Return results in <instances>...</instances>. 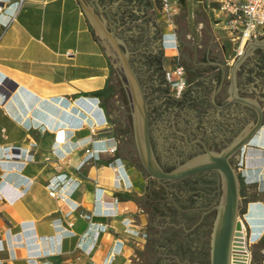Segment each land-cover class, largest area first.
<instances>
[{
	"label": "crops",
	"instance_id": "obj_1",
	"mask_svg": "<svg viewBox=\"0 0 264 264\" xmlns=\"http://www.w3.org/2000/svg\"><path fill=\"white\" fill-rule=\"evenodd\" d=\"M108 1L118 29L137 35L148 23L161 34L162 68L183 66L190 93L230 80L236 42L216 0H178L172 28L159 0ZM16 3L0 0V264H137L134 213L148 175L121 152L127 104L105 46L78 0ZM254 42L264 48V30ZM244 170L264 178V163ZM262 192L251 206L264 210ZM260 220L259 232L248 219L253 240Z\"/></svg>",
	"mask_w": 264,
	"mask_h": 264
},
{
	"label": "rangeland",
	"instance_id": "obj_2",
	"mask_svg": "<svg viewBox=\"0 0 264 264\" xmlns=\"http://www.w3.org/2000/svg\"><path fill=\"white\" fill-rule=\"evenodd\" d=\"M92 3V1H87ZM97 5L100 7L102 4L106 6L108 12L117 13L118 6L117 1H97ZM124 7V5H123ZM102 8V7H101ZM100 8V9H101ZM99 15L108 24V19L105 13L101 12ZM143 24V23H142ZM148 26L149 24H144ZM141 29V36L137 38L136 44L138 48L147 52L155 47V42L159 40L161 34L151 33L145 29ZM166 25V24H165ZM167 27V26H166ZM130 31L128 26L118 29L119 35H126ZM165 31V30H164ZM153 36H156L153 38ZM152 37V38H151ZM122 43L127 47L126 42L120 37ZM152 39V40H150ZM150 40V41H149ZM159 43V41H157ZM133 50V46H131ZM127 47V51H128ZM254 50V49H253ZM253 50H248L245 58L248 60V65H253ZM139 57L143 55L138 54ZM237 56V55H236ZM235 61L233 59L232 63ZM135 65L137 61L135 60ZM163 58L161 56V64ZM163 65V64H162ZM112 79L115 80V84L118 88L117 95L121 101L124 99V92L116 74ZM255 78L251 83L253 86V92L248 96L253 100H258L262 97L260 92L264 91V78H258L255 73ZM145 80V79H144ZM164 74H161L159 81L156 83L161 91V85L164 84ZM120 85V86H119ZM236 91V86H235ZM166 92L170 93L169 86L166 87ZM152 93V92H151ZM122 96V98L120 97ZM152 102L155 99L154 95L150 96ZM261 101V104H263ZM121 111L118 116L117 125L121 128V152L125 155L131 156L137 165L143 169L139 157L136 153L134 139L132 135L131 121L126 116L128 111L127 107L124 108L120 105ZM183 112H173L170 109L164 107L161 113L162 118L153 122V132L156 134L157 124H162L163 121H175L177 124L182 123ZM160 116V115H159ZM192 117V115H187ZM164 127V126H163ZM167 127L163 128V131L167 132ZM168 140H180L176 139L172 134L165 135ZM159 141L161 137H157ZM181 141V140H180ZM264 145V125L257 135V139L251 144L246 145V148L241 152L242 154H235L237 160L232 161L234 170L238 176L239 182V199H238V212L237 219L242 220L245 224V247L248 252L247 264H264L260 259V249L264 245V231L260 237L256 240L251 238V228L248 221L245 218L249 216H257V212H260L261 217L251 218L259 224V232L261 230V218L264 216V210L259 205L256 207L251 206V202L262 200V188L264 186V178L261 179V175L254 177H247L244 170V166H259L264 163V152L262 146ZM158 149H161L160 141L157 144ZM162 150V149H161ZM160 162L159 164L167 166L170 163L175 162L180 155L177 153H168L169 156H164L162 151H158ZM185 156V155H183ZM150 177L147 178L145 187H142L143 194L138 198L137 209L134 213V222L137 224L140 245L135 248L136 263L137 264H209L210 260V236L213 221L216 215V211L209 212L203 217L204 212L208 211L213 206L217 205L221 196V181H214L215 179H209L201 176L194 180H181V181H169L163 185L155 183L149 184ZM149 184V185H148ZM252 209V210H251ZM203 218L200 224L197 223ZM249 219V218H248ZM197 223V224H196Z\"/></svg>",
	"mask_w": 264,
	"mask_h": 264
},
{
	"label": "flooded vegetation",
	"instance_id": "obj_3",
	"mask_svg": "<svg viewBox=\"0 0 264 264\" xmlns=\"http://www.w3.org/2000/svg\"><path fill=\"white\" fill-rule=\"evenodd\" d=\"M97 1L104 0L92 1V4L95 5L96 9L98 6ZM101 7L100 5L98 6V8H101L102 12L105 13L108 19V25L111 26L113 21L120 24L124 20L122 16L113 12H108V9H106V6L103 4ZM117 35L122 37L127 44L129 49L128 52L130 54V62L145 93L149 115L150 140L157 161L160 162L158 154L159 150L163 152L164 156H169L168 153H177L180 155V158H178L175 162L170 163L167 166L162 165L164 170H173L179 164L184 163L188 159L205 153V149L215 152L221 151L231 144L234 139L239 137V135H241L245 130L248 131L257 122L256 110L235 100L231 93V80L222 81L219 82L218 85L210 87L207 85H200L195 87L192 93L188 91L187 85L183 94L179 98H175L169 94V92H166V81L164 82L165 85L160 86L161 91H159V86H157L158 84L156 82L159 81L161 74H163V68L161 64L162 53L157 43L158 39L153 42L155 43V47L145 52L139 49V46L136 44L137 38L141 36V33L133 35L129 31L126 35H119L118 32ZM155 37L156 36H153V38ZM131 46H133V50H131ZM127 47L124 46L126 50ZM138 54L143 55V57H139ZM253 56L254 60L252 66L248 65V60L246 59L248 56L246 58L244 57L235 72L236 95L241 98L251 99L248 95L253 92V86L251 83L255 78L253 76L254 73L258 78H264V48H255L253 50ZM135 60L138 63L137 65H135ZM260 94L262 97H259L258 100L254 101L257 102L261 108V130L264 125V102L261 104V101L264 99V91L260 92ZM151 95H154L155 99L157 98V101L155 100L152 102L150 99ZM124 98L127 104L132 127L130 108L125 92ZM164 107L176 113L179 111L183 112L184 115L182 114L181 120L182 123L179 125V123L177 124L175 121H163L162 124H157L155 129L156 134H154L153 122L162 118L161 113L163 112ZM187 115H192V117ZM163 126L167 127L169 130L167 132L163 131ZM167 134H172L176 139H180L181 141L175 139L168 140V138H165V135ZM156 136L161 137V140L159 141L162 150L157 147L159 141L156 139ZM235 154L239 155V152ZM235 154L230 158L231 163L234 160L239 162L238 158H235ZM201 176L209 179H215L214 181H219L220 183V175L216 171L201 172L172 181L187 179L194 180L195 178ZM165 182L169 181L157 180L151 177L148 181L149 184L155 183L158 185H163ZM212 211H215L214 206L204 212L203 217ZM202 220L203 218L197 221V223L200 224Z\"/></svg>",
	"mask_w": 264,
	"mask_h": 264
},
{
	"label": "water",
	"instance_id": "obj_4",
	"mask_svg": "<svg viewBox=\"0 0 264 264\" xmlns=\"http://www.w3.org/2000/svg\"><path fill=\"white\" fill-rule=\"evenodd\" d=\"M83 11L87 15L92 27L105 46L113 69L126 94L132 120L133 138L140 163L146 173L157 180H177L197 173L216 171L220 175L221 196L214 206L216 215L213 221L210 236V260L209 264H231L232 241L236 239L237 230L240 229L237 221L239 182L238 176L230 162L231 156L239 152L242 154L244 147L257 139L262 119L261 108L257 102L247 98H241L235 91V72L243 61L248 50L258 46L251 41L246 44L232 64L230 71L231 93L235 100L252 107L257 112V122L227 147L219 152L205 149V153L194 156L170 171L164 170L157 161L150 140L148 106L144 90L139 82L137 74L130 62V54L124 48L120 37L117 35L118 23L113 21L110 26L99 15L100 8L84 0H78ZM256 218L249 216L247 218ZM259 218V217H257ZM234 236V237H233Z\"/></svg>",
	"mask_w": 264,
	"mask_h": 264
},
{
	"label": "built area",
	"instance_id": "obj_5",
	"mask_svg": "<svg viewBox=\"0 0 264 264\" xmlns=\"http://www.w3.org/2000/svg\"><path fill=\"white\" fill-rule=\"evenodd\" d=\"M21 1L22 0H18L16 8L20 6ZM216 1L218 11L227 16L224 20V28L231 39L236 42L235 51L238 56L242 53L247 43L259 39L263 34L264 0ZM159 2L164 23L167 27L172 28L175 24V16L179 10L178 0H159ZM11 19L12 17H10V20ZM173 44L174 47H176L175 42ZM163 74L171 95L175 98H179L188 85L183 66L173 64L165 68ZM13 155L21 156L18 153H14ZM49 195L62 198L61 195L56 194L55 189H51ZM240 221L244 223L242 220ZM245 221H248V218H245ZM243 225L245 230V224Z\"/></svg>",
	"mask_w": 264,
	"mask_h": 264
},
{
	"label": "bare ground",
	"instance_id": "obj_6",
	"mask_svg": "<svg viewBox=\"0 0 264 264\" xmlns=\"http://www.w3.org/2000/svg\"><path fill=\"white\" fill-rule=\"evenodd\" d=\"M237 221H239L240 229L237 230L238 234L235 236L236 239L234 240V244L232 241L230 263L247 264L248 252L245 247V233H244V225H243L244 223H242L239 219H237Z\"/></svg>",
	"mask_w": 264,
	"mask_h": 264
},
{
	"label": "trees",
	"instance_id": "obj_7",
	"mask_svg": "<svg viewBox=\"0 0 264 264\" xmlns=\"http://www.w3.org/2000/svg\"><path fill=\"white\" fill-rule=\"evenodd\" d=\"M99 92H101V91H99ZM99 92H98V93H99Z\"/></svg>",
	"mask_w": 264,
	"mask_h": 264
}]
</instances>
